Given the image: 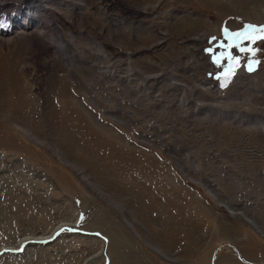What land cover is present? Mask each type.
<instances>
[{"label":"rangeland","instance_id":"1","mask_svg":"<svg viewBox=\"0 0 264 264\" xmlns=\"http://www.w3.org/2000/svg\"><path fill=\"white\" fill-rule=\"evenodd\" d=\"M0 22V264H264V70L238 76L264 40L231 38L264 0H0Z\"/></svg>","mask_w":264,"mask_h":264},{"label":"built area","instance_id":"2","mask_svg":"<svg viewBox=\"0 0 264 264\" xmlns=\"http://www.w3.org/2000/svg\"><path fill=\"white\" fill-rule=\"evenodd\" d=\"M209 64L210 65H207V68H208V70H207V75H210L213 79L214 78H217V76L218 75H220L222 72H223V68L220 66V65H217V63L214 61V60H211V62H209ZM264 70V64H262L258 69H255V70H252V71H249L246 67H241L240 68V70H239V72H238V76H240V77H247L248 75H250V74H254V73H256V72H259V73H262V71ZM212 82V85H213V81H211ZM234 82V81H233ZM255 82H257V77L255 78ZM259 82V81H258ZM257 82V83H258ZM220 83V82H219ZM220 85H222L221 83H220ZM223 86V85H222ZM219 89H221V90H223L222 89V87L221 86H219ZM227 97V96H226ZM218 99H223L224 98V96H221V97H217ZM233 103L235 104V106L237 107H239L240 108V113L241 112H243L245 109V107L244 106H240L239 104H238V102H231V105H233ZM228 104H229V102H228ZM255 104V103H254ZM258 104H261V105H264V103L263 102H260V101H258L256 104H255V106L256 105H258ZM248 112V111H247ZM238 115L239 114H236V116L235 117H237V118H240V120L242 121V120H244L245 118H244V115H242L241 117H238ZM233 115H231L229 118H228V120H229V122L231 123V126H233L232 125V122L234 121V122H239V123H242L241 121H237L236 120V118H235ZM256 125H255V127H253V129H256L258 132H261V133H264V123L262 122V120L260 119V120H258V121H256V123H255ZM245 125H252V123H250V122H248V123H246ZM258 126H260V127H258ZM238 128H240V129H244L245 130V127H242V126H238ZM258 128H260L261 130H259ZM245 136H248V135H245Z\"/></svg>","mask_w":264,"mask_h":264},{"label":"snow or ice","instance_id":"3","mask_svg":"<svg viewBox=\"0 0 264 264\" xmlns=\"http://www.w3.org/2000/svg\"><path fill=\"white\" fill-rule=\"evenodd\" d=\"M4 26H5L4 23H3V22H0V27H4ZM256 27H257L256 25H248V28H249V29H253V30H255ZM224 31H225V33L227 34V31H228V30L225 29ZM231 38L235 39L236 41H240V40H249V41H253V42H255V41H258V40H264V26H260V28H259V32H258V33H250V32H246V31H244V30H241V31H239V32H233V33L231 34ZM213 39H215V37H213ZM229 47H231V45H229ZM240 50H241V51H248V52H251V53H253V54H256L257 52L261 51V49H259V48H241ZM209 51H211V49H209ZM228 56H229L231 59L234 60V63H235L236 65H239V63H240V58H239V57H232V56H231V53H229ZM259 63H261V61H259V60L251 61V62L249 63V68H248V70H249V71H252V70H253L252 65H253V64H257V65H258ZM226 75H234V72H230V73H228V74H226Z\"/></svg>","mask_w":264,"mask_h":264},{"label":"bare ground","instance_id":"4","mask_svg":"<svg viewBox=\"0 0 264 264\" xmlns=\"http://www.w3.org/2000/svg\"><path fill=\"white\" fill-rule=\"evenodd\" d=\"M212 60H214V58H212ZM137 223V222H136ZM144 236V235H143ZM160 248H161V246H159ZM163 248V247H162ZM161 251H163L162 249H161Z\"/></svg>","mask_w":264,"mask_h":264}]
</instances>
